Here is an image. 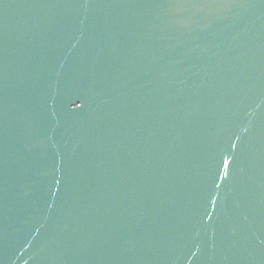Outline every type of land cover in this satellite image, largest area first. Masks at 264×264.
Masks as SVG:
<instances>
[{
    "label": "water",
    "instance_id": "water-1",
    "mask_svg": "<svg viewBox=\"0 0 264 264\" xmlns=\"http://www.w3.org/2000/svg\"><path fill=\"white\" fill-rule=\"evenodd\" d=\"M0 264H264V0H0Z\"/></svg>",
    "mask_w": 264,
    "mask_h": 264
}]
</instances>
